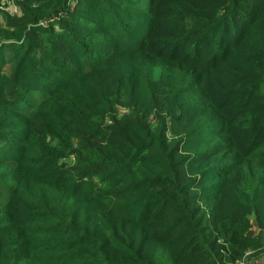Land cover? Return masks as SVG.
I'll return each instance as SVG.
<instances>
[{"label": "trees", "instance_id": "trees-1", "mask_svg": "<svg viewBox=\"0 0 264 264\" xmlns=\"http://www.w3.org/2000/svg\"><path fill=\"white\" fill-rule=\"evenodd\" d=\"M8 1L0 264H264V0Z\"/></svg>", "mask_w": 264, "mask_h": 264}, {"label": "built area", "instance_id": "built-area-1", "mask_svg": "<svg viewBox=\"0 0 264 264\" xmlns=\"http://www.w3.org/2000/svg\"><path fill=\"white\" fill-rule=\"evenodd\" d=\"M0 9L8 12L11 15L19 12L18 9L12 4V2L8 0H0ZM240 264H243V263H240Z\"/></svg>", "mask_w": 264, "mask_h": 264}, {"label": "rangeland", "instance_id": "rangeland-1", "mask_svg": "<svg viewBox=\"0 0 264 264\" xmlns=\"http://www.w3.org/2000/svg\"><path fill=\"white\" fill-rule=\"evenodd\" d=\"M163 67H164V63H163V64L160 63V62L157 63V67H156V68H157L158 70L162 69ZM160 71H161V70H160Z\"/></svg>", "mask_w": 264, "mask_h": 264}]
</instances>
